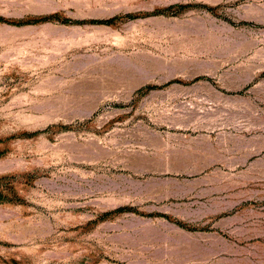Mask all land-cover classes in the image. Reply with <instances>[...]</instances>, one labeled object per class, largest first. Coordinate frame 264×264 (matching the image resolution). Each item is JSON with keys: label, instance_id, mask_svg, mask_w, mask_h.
Wrapping results in <instances>:
<instances>
[{"label": "rangeland", "instance_id": "obj_1", "mask_svg": "<svg viewBox=\"0 0 264 264\" xmlns=\"http://www.w3.org/2000/svg\"><path fill=\"white\" fill-rule=\"evenodd\" d=\"M0 264H264V0H0Z\"/></svg>", "mask_w": 264, "mask_h": 264}]
</instances>
